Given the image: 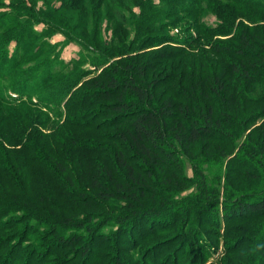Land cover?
I'll list each match as a JSON object with an SVG mask.
<instances>
[{"label":"trees","instance_id":"16d2710c","mask_svg":"<svg viewBox=\"0 0 264 264\" xmlns=\"http://www.w3.org/2000/svg\"><path fill=\"white\" fill-rule=\"evenodd\" d=\"M128 1L138 5L140 13L127 16L131 30L119 35L125 39L118 42L116 49L120 52L115 50V54L124 60L111 64L94 81L82 84L87 91L76 88V76L63 80L65 68L63 62L57 61L58 54H51L32 68L18 70L27 58L32 61L38 57L30 55L23 43L34 35L33 25L42 23L43 18H34L33 24L18 23L17 34L11 36L18 43L13 49L7 39L0 40V173L4 177L0 183V251L7 255L4 263L21 264L23 258L35 259L38 252H29L27 242L31 247H46L54 241L62 248L72 249V253L74 245H84L85 238L69 234L70 229L74 232V226L80 225L61 211L72 214L74 208L66 209L61 202L72 203L75 197L80 200L85 196L93 203L91 206L97 201L111 204L110 198L125 200L126 207L110 206L118 212L100 216L106 220L102 225L114 222L118 227L122 225V231L131 229L142 239L173 227L179 217L185 227L188 223L193 226L194 235L198 229L208 227L206 216L212 226L225 231L240 223L256 222L254 229L249 230L253 235L240 245L248 243L253 247L249 264H264V108L249 113L245 106L264 102V0H225L221 6L203 4L201 0L103 3L107 9L117 5L121 9V2ZM182 3L185 5L179 7ZM206 11L215 12L219 24L204 22ZM4 14L0 21H9L12 12ZM184 16L190 17L197 27L196 36L188 38L181 30L178 35L172 34ZM210 36L224 40L206 42L204 38ZM207 46L209 58L230 55L234 59L228 67L222 66L221 59L217 61L218 70L212 62H207L211 64L207 68L202 61L200 65L205 70L200 72L203 79L198 83L173 73L176 67L186 71L195 53L205 58L207 52L202 47ZM159 67L164 76H158ZM11 80L15 82L10 83ZM28 83L36 89V102L28 95L11 97L24 95ZM177 86L188 87L166 96ZM162 89L166 90L158 96ZM258 92L260 96H256ZM69 94L71 98L67 99ZM216 97L225 100L223 106L213 102ZM62 99L65 102L61 103ZM47 100L58 105L43 104ZM23 106L38 108L49 117L64 115V123L81 126L90 135L86 133L89 137L75 145L74 135L64 134L63 141L51 138L46 135V122L51 125L49 118L34 122L31 134L21 130V135L14 121L15 133H10L5 125L11 119L3 114ZM101 117L105 120L99 121ZM74 118L77 124H71ZM11 134L25 137L28 143L19 142ZM233 150L236 154L230 156L228 152ZM187 163L194 170L193 177L187 174ZM36 167L42 168L46 180H38ZM242 175L249 182L241 179ZM250 182L248 192L245 189ZM51 184L57 188H50ZM188 184L195 185L196 191L183 196L185 202L175 207L176 219L174 214L166 219L167 209L155 208L140 199V195L145 198L147 190L156 186L161 194L160 204H166L172 197L163 193ZM36 188L42 191L41 195ZM194 214L196 223L191 219ZM165 219L169 227L164 225ZM41 223L49 227L48 231H41ZM91 223L83 226L90 233L85 240L94 244L98 241V248L103 244L101 238H109L99 231L98 220ZM30 236L34 238L27 241ZM195 255L198 258V252Z\"/></svg>","mask_w":264,"mask_h":264},{"label":"rangeland","instance_id":"374dc122","mask_svg":"<svg viewBox=\"0 0 264 264\" xmlns=\"http://www.w3.org/2000/svg\"><path fill=\"white\" fill-rule=\"evenodd\" d=\"M153 1L158 2L157 0ZM201 1L203 4L215 3L220 6L222 1L225 2V0ZM103 2H105V0H100L99 2H97V0H0V15L2 14V17H4V13L12 12V17L9 21H0V40L3 38L7 39L9 43H11L10 45L13 49L18 43L13 39L14 37L12 38L11 36L17 34L16 32L19 28L17 26L18 23L21 21H24V23H31L34 18H43L42 23H36L35 26L33 25L36 33L34 32V35L23 43V46L28 47L30 55L38 57L32 61L27 58V63L24 67H21L18 70L20 71L22 68H32V66H36L51 54H58L56 57L58 58L57 61L59 63L63 62L62 65L63 68H65L62 76L63 80H67V78H70L71 76H76L78 80H76L78 83L76 88L84 87L87 91L88 89H86L85 85L82 86V84L94 81L97 76L100 73H103L111 64L123 62L124 57L116 56L115 54V50L117 53L120 52L119 48L116 49L118 42L125 39L120 38L119 35L123 30L124 32L128 29L131 30L127 16L130 13H134V15L140 13L138 5L130 1H128V3L121 2V4H123L121 9H119V5L115 6L113 9H107ZM183 5H185V3L179 4V7ZM215 15L216 13L213 11L204 12V22H211L212 25L215 23L219 24ZM120 20L124 23L120 22ZM178 23L179 24L175 26L177 29H173L172 34L178 35L180 30L181 32H185L182 34L183 36H188V38L190 35L196 36L198 34V31L196 30L197 27L194 25L193 21H191L190 17L184 16ZM215 32L216 31L213 30L212 34ZM126 38L128 39L129 37L127 36ZM86 40L90 41L87 42ZM204 40L215 44L217 40L222 41L224 38L210 36L205 37ZM172 46V48L175 49V45L173 44ZM107 47L112 48L110 50ZM202 49L203 52H207L205 58L202 57L203 55L201 53H195L193 58L189 60L190 62L188 61L189 66L186 71L182 72L181 69H178L179 67H176L178 71L176 72L175 69L173 73H178L177 76L181 74L184 80H192L195 83H198L203 79L200 72L205 70V68H202L200 65L202 64V61L203 63L206 62L207 68L211 65L207 62H212L214 67L218 70L219 63L217 61L221 59L222 66L228 67L230 61L234 59L230 55L217 58L213 57L214 55H211V58H209V46L202 47ZM99 55H102V59L99 58ZM43 63L47 62L44 60ZM56 69H59V67ZM162 70L163 68L161 67L157 68L159 77L164 76L161 72ZM14 82V80H11L10 83ZM262 86L264 87V83ZM187 87L188 86H177L176 88H171V91H169L166 96H174L179 90L185 91ZM35 90L36 89H33V86L28 83L24 95L17 93L15 95L12 94L11 97L14 96L17 99L18 97L28 95L31 97V100L36 102L37 94ZM165 90L166 89H162L158 96L163 95ZM201 90L200 85L199 91ZM256 96H260V92H258ZM70 98L71 94L67 96V99ZM222 99L223 98L216 97L213 99V102L217 105L223 106L225 100ZM62 102H65L64 99H62L61 103ZM43 104H46L49 107L58 105L48 100ZM245 106L247 112L251 113L256 109L264 108V102L258 103V105L255 104V102H250ZM44 109L45 108L43 107V110ZM9 112L12 115H10ZM9 112H5L3 115H7L11 119V121L9 120V123L5 125L10 133L14 132V121L15 124L20 127V132L18 134L21 135V130H24V132L26 131L27 134H31L32 124L34 122L44 121L46 118H49L51 125L46 122L47 129H49L46 135H49L51 138L63 141L64 134L70 136L74 135L75 145L77 141L84 137H89L90 135V133L80 128L81 126L77 127L64 123V119H62L64 115L55 118L49 117L38 108L30 106L13 108ZM103 118L104 117L98 118V120H105ZM71 122V124H77L75 118ZM86 133L89 135H86ZM11 135L18 139L19 142H27L25 137ZM11 144L13 145L14 143L11 142ZM203 144L205 145L206 142H203ZM228 153L231 154L230 156H235L236 154L235 150ZM186 160H188V157H186ZM17 163L20 164L21 161L17 159ZM187 166L190 167V164L187 163ZM191 168L192 167L188 169L187 174H189L190 177H193L194 170ZM41 169L42 168L36 170L38 173L37 178L38 180H46V175L42 173ZM165 178L169 180V177L166 176ZM3 179L4 177L0 173V183H3ZM241 179H246V182H249V179L246 178L245 175H242ZM172 180L175 181L174 179ZM221 183L223 184L222 178ZM221 183L219 185L220 191L223 188ZM250 184L251 182L246 184L247 187L245 190H248V192ZM52 186L57 188L54 184L49 185L50 188H52ZM164 188L166 187H163L162 189ZM184 188H186V191ZM10 190L16 191L13 187H10ZM35 191L41 195L42 191H39L38 188H36ZM147 191L145 198L140 195V199L143 203L155 208L161 207L167 209L168 212L166 219H171V214H174L176 219L177 216L174 212H176L175 209L177 208L175 207L178 206L179 203L185 202L183 196L186 197L194 193L196 191V186L188 184L182 187L179 186L178 188L173 187V192H167V194L166 192L163 193V196L168 195V197H172L173 199L171 198L169 202L162 205L159 200L161 194L159 193L160 191L158 187L152 186V188ZM139 192L141 191H138V193ZM86 198L87 197L83 196L78 200L75 197L72 203H69L67 200L61 202L66 205V209L74 208L72 214L65 210L57 209L61 210L65 216H73L72 220L74 224L80 225V227L74 226V232H71L72 229H70L69 234L71 233L72 236H80L86 239L90 233H86L85 230L88 229L83 226H87L88 223L90 225L91 222L93 223L98 220L100 222L99 231L102 235L106 233V239H109L104 240L101 238L103 244L98 248H96L98 241H95L96 244H94L90 241L87 242V240L84 239V245L76 244L73 246V253L71 252L72 249H66L65 247L62 248L56 245V242L54 241H50L49 244L52 245L46 247H31L30 243L27 242V246L30 247L29 252H31L32 249L36 250L35 252H38L35 259L32 257L31 259H26L27 261H32L30 264H249L248 255L252 252L253 247L248 243L241 246L242 244L240 245V242H244L245 238L253 235H251L249 230L254 229L256 222L240 223L225 231V228L220 230L212 226L206 216L204 222L208 224V227L201 231L198 229V233L194 235L192 234L193 226L188 223L187 227H185L186 224H184L183 221L181 222L182 218H177L176 222H173L174 226L170 228H168L170 223L165 219L166 221H164L167 223H164V225L166 224L168 229H165L148 239H142L132 232L131 229L122 231V225L118 227L114 222L108 225H102L106 220L100 216L109 212H118V209L111 208L110 206L126 207L127 202L125 200L110 198L108 200L112 201L111 204L106 205L107 203L105 202L97 201V205L91 206L90 204L93 203H89V200ZM108 208H111V210ZM195 216L196 215L194 214L191 218L193 223H196ZM200 218L202 220L204 217ZM40 226L41 231L44 229L45 231H48L49 229V227L43 226V223H41ZM191 228L192 230H190ZM33 238L34 237L30 236L27 241ZM23 246H25V244H23ZM86 246H91V249L88 250ZM197 252L199 255L198 258H195L194 256H196L195 254H197ZM39 253L41 254V257H39ZM5 257H7L6 253L0 251V264H5L3 260ZM26 260L23 258L21 264L27 263ZM116 261H118V263ZM11 264H14V262H11Z\"/></svg>","mask_w":264,"mask_h":264}]
</instances>
